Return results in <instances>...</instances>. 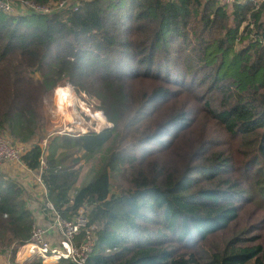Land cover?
Instances as JSON below:
<instances>
[{"label":"trees","instance_id":"1","mask_svg":"<svg viewBox=\"0 0 264 264\" xmlns=\"http://www.w3.org/2000/svg\"><path fill=\"white\" fill-rule=\"evenodd\" d=\"M263 38L264 0L0 11V132L30 143L21 162L62 218L88 210L97 241L85 264H264V215L240 227L247 207L264 206ZM65 81L97 96L111 126L54 135L44 153L31 143L42 99ZM33 222L24 189L0 172L7 263L18 264Z\"/></svg>","mask_w":264,"mask_h":264},{"label":"built area","instance_id":"2","mask_svg":"<svg viewBox=\"0 0 264 264\" xmlns=\"http://www.w3.org/2000/svg\"><path fill=\"white\" fill-rule=\"evenodd\" d=\"M83 0H60L50 1L45 4L35 3L30 0H0V11L8 15H24L29 13L51 14L56 12H71L78 9ZM226 3H232L236 0H221ZM242 1V0H240ZM252 27V24H251ZM264 43V38L262 39ZM68 115L67 122L63 123L57 135H79L88 132L82 129L86 120L94 123V115L83 105H75L78 100L68 92ZM72 101V103L70 102ZM63 102V103H64ZM80 108L78 110L77 108ZM87 111L88 113H86ZM89 116L91 119H88ZM98 121L95 123L97 124ZM101 124V123H100ZM110 126V125H109ZM103 127V126H101ZM100 128V127H99ZM98 128V129H99ZM98 129L90 130L98 132ZM48 141V140H47ZM47 141L38 143L45 153ZM30 143H22L6 132H0V166L17 167L25 165L21 162V156L27 151ZM44 166L41 161V169ZM26 168V167H25ZM28 169V168H27ZM31 171V170H30ZM36 183L41 191V200L39 208L47 219L48 225L39 224L34 220L30 237L24 245L27 247L30 255L40 259L42 262L57 263L60 260H70L75 264H85L89 254L92 252L95 242L97 241V226L91 223L89 213L86 207H80L70 218H62L48 201L46 189L41 180L39 172L32 171ZM50 229L55 231V235L50 238L48 232ZM10 264V263H8Z\"/></svg>","mask_w":264,"mask_h":264},{"label":"rangeland","instance_id":"3","mask_svg":"<svg viewBox=\"0 0 264 264\" xmlns=\"http://www.w3.org/2000/svg\"><path fill=\"white\" fill-rule=\"evenodd\" d=\"M36 79L39 78V75L36 73L34 75ZM59 88L65 89L66 91L70 92L71 95L74 97L75 100H78L79 102H76L75 105H83L85 108H88V110L94 115V112H102V116L104 117L105 121H100L98 119H94V123H90L89 120H86L85 126L82 129H85L86 131L95 130L98 129V131H101L102 129L106 127H110L111 123L108 120V117L105 113V111L101 107V101L97 96H91L88 93L84 91H78L71 85L69 82H59L56 84V86L48 92L45 97L42 99V110H41V117L37 126L36 135L32 139L31 143H44V141L49 140L54 135H57L56 133L61 129L63 126V123L67 122V115H68V108L67 110L64 108V101L62 102L60 100V97L57 95V91ZM72 103V101H70ZM68 105V104H67ZM66 105V107H67ZM80 110V108H77ZM88 113L87 111H85ZM99 114V115H98ZM95 116V115H94ZM100 117V113H96V117ZM88 119H91L89 116H87ZM96 121L97 124L95 123ZM100 123L102 125H100ZM110 125V126H109ZM143 125V124H142ZM103 126V127H101ZM100 156L96 155L95 157L91 158L90 160H82L80 163L81 166V172L80 177L78 180L77 185L87 178V175L91 171L90 168L92 167L93 163L98 161V158ZM123 181L122 179L115 177L112 180V191L116 190V186L122 185ZM256 214L258 215H264V206L261 204L255 203L254 205H251L245 209V213L243 215L241 228H244L246 226L252 227V223H255V217ZM0 264H8L7 262H0ZM19 264V263H18ZM252 264V263H249Z\"/></svg>","mask_w":264,"mask_h":264},{"label":"crops","instance_id":"4","mask_svg":"<svg viewBox=\"0 0 264 264\" xmlns=\"http://www.w3.org/2000/svg\"><path fill=\"white\" fill-rule=\"evenodd\" d=\"M0 172L4 173L7 177L14 179L21 187L24 189L25 199L27 200L29 208L32 210L34 215V220L39 224L48 225L46 217L41 212L39 205L41 200V191L39 186L36 183L34 173L24 166L17 167H4L0 166ZM50 238L55 235V231L50 229L48 232ZM31 258H36L27 250L26 246L19 248V251L16 255L17 263H22ZM7 262V257L4 254H0V262ZM44 263V262H43ZM45 263H54V262H45Z\"/></svg>","mask_w":264,"mask_h":264},{"label":"bare ground","instance_id":"5","mask_svg":"<svg viewBox=\"0 0 264 264\" xmlns=\"http://www.w3.org/2000/svg\"><path fill=\"white\" fill-rule=\"evenodd\" d=\"M57 95L60 97V100L63 102V101H68V97H66L67 95H68V93H67V91L65 90V89H62V88H59L58 89V91H57ZM69 96V95H68ZM64 108L66 107V105H67V102H64ZM99 115V114H98ZM100 119L102 120V121H105L104 120V117L102 116V114H100ZM106 118V117H105ZM100 125H102V124H100Z\"/></svg>","mask_w":264,"mask_h":264}]
</instances>
